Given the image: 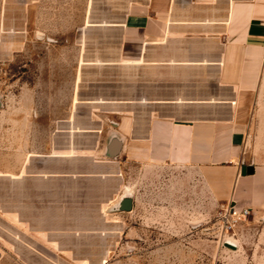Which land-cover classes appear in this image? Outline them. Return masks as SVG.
<instances>
[{
  "label": "crops",
  "instance_id": "obj_1",
  "mask_svg": "<svg viewBox=\"0 0 264 264\" xmlns=\"http://www.w3.org/2000/svg\"><path fill=\"white\" fill-rule=\"evenodd\" d=\"M0 31L74 65L77 137L122 139L106 176L141 168L148 191L164 177L185 219L199 199L249 207L222 264H264V0H0Z\"/></svg>",
  "mask_w": 264,
  "mask_h": 264
},
{
  "label": "rangeland",
  "instance_id": "obj_2",
  "mask_svg": "<svg viewBox=\"0 0 264 264\" xmlns=\"http://www.w3.org/2000/svg\"><path fill=\"white\" fill-rule=\"evenodd\" d=\"M19 35L0 31V235L6 264H222L228 245L219 209L210 211L199 199L191 212L182 209L185 219L178 206L186 201L163 198L169 194L164 177L148 191L141 168L123 167L119 182L106 176L116 174L117 161L122 165V152H106L116 130L79 140L84 129L76 116L85 113L72 109L74 65L52 63L46 42L36 47L30 32ZM132 181L139 199L131 210L120 209L123 184Z\"/></svg>",
  "mask_w": 264,
  "mask_h": 264
},
{
  "label": "built area",
  "instance_id": "obj_3",
  "mask_svg": "<svg viewBox=\"0 0 264 264\" xmlns=\"http://www.w3.org/2000/svg\"><path fill=\"white\" fill-rule=\"evenodd\" d=\"M251 209L249 207L238 208L231 203L222 206L218 213L217 219L221 223V227L227 236H231L237 224L246 220L250 215Z\"/></svg>",
  "mask_w": 264,
  "mask_h": 264
},
{
  "label": "water",
  "instance_id": "obj_4",
  "mask_svg": "<svg viewBox=\"0 0 264 264\" xmlns=\"http://www.w3.org/2000/svg\"><path fill=\"white\" fill-rule=\"evenodd\" d=\"M121 148H122V139L117 137V136H113L110 138V140L108 141V143L106 145V152L109 155L115 156L121 151ZM242 172L243 173L246 172L245 166L242 167ZM132 203H133L132 195L125 193L119 202V207H120V209L131 210L132 209ZM225 244L228 245V247H234L235 246L234 241L230 238L225 239Z\"/></svg>",
  "mask_w": 264,
  "mask_h": 264
},
{
  "label": "flooded vegetation",
  "instance_id": "obj_5",
  "mask_svg": "<svg viewBox=\"0 0 264 264\" xmlns=\"http://www.w3.org/2000/svg\"><path fill=\"white\" fill-rule=\"evenodd\" d=\"M65 140L67 141V143H70V136L67 135V136L65 137Z\"/></svg>",
  "mask_w": 264,
  "mask_h": 264
}]
</instances>
